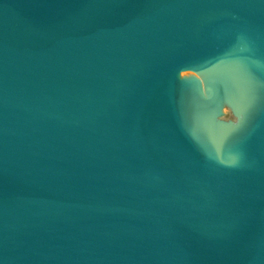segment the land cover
Here are the masks:
<instances>
[{
  "label": "water",
  "instance_id": "1",
  "mask_svg": "<svg viewBox=\"0 0 264 264\" xmlns=\"http://www.w3.org/2000/svg\"><path fill=\"white\" fill-rule=\"evenodd\" d=\"M0 264H264V0H0Z\"/></svg>",
  "mask_w": 264,
  "mask_h": 264
}]
</instances>
